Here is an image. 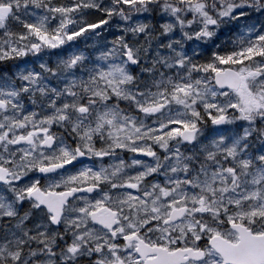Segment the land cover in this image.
<instances>
[{"label":"snow or ice","instance_id":"obj_1","mask_svg":"<svg viewBox=\"0 0 264 264\" xmlns=\"http://www.w3.org/2000/svg\"><path fill=\"white\" fill-rule=\"evenodd\" d=\"M0 264H264V0H0Z\"/></svg>","mask_w":264,"mask_h":264}]
</instances>
